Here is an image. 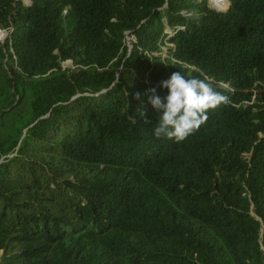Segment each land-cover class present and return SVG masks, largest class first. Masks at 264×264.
Segmentation results:
<instances>
[{
	"label": "trees",
	"instance_id": "16d2710c",
	"mask_svg": "<svg viewBox=\"0 0 264 264\" xmlns=\"http://www.w3.org/2000/svg\"><path fill=\"white\" fill-rule=\"evenodd\" d=\"M227 5L0 0V264H264V0ZM176 71L230 98L182 144Z\"/></svg>",
	"mask_w": 264,
	"mask_h": 264
},
{
	"label": "clouds",
	"instance_id": "9594fccd",
	"mask_svg": "<svg viewBox=\"0 0 264 264\" xmlns=\"http://www.w3.org/2000/svg\"><path fill=\"white\" fill-rule=\"evenodd\" d=\"M160 87L167 89L163 98L155 87L146 93L148 103L160 113L158 122L153 125V134L157 139L172 140L177 144L199 132L209 120V112L230 103V98L207 78L187 77L181 71L173 72L170 78L161 81ZM135 99L144 103L139 92L135 93Z\"/></svg>",
	"mask_w": 264,
	"mask_h": 264
},
{
	"label": "rangeland",
	"instance_id": "374dc122",
	"mask_svg": "<svg viewBox=\"0 0 264 264\" xmlns=\"http://www.w3.org/2000/svg\"><path fill=\"white\" fill-rule=\"evenodd\" d=\"M208 1L211 2L212 4L216 5V4H215L214 2H212L211 0H208ZM225 1H226V0H225ZM228 1H229V0H228ZM227 6H228V5H227ZM1 30H2V32H0V35L3 36V37L0 36V40L3 41V40H5V38H6V36L8 35V33H7L6 30H3V29H1ZM128 41H129V39H128ZM64 66H65V67H72V62H71V61H66V62H64ZM2 132H3L4 135L6 134L5 130H2Z\"/></svg>",
	"mask_w": 264,
	"mask_h": 264
},
{
	"label": "bare ground",
	"instance_id": "6f19581e",
	"mask_svg": "<svg viewBox=\"0 0 264 264\" xmlns=\"http://www.w3.org/2000/svg\"><path fill=\"white\" fill-rule=\"evenodd\" d=\"M216 4L218 8H225L228 4V2H225L224 0H211Z\"/></svg>",
	"mask_w": 264,
	"mask_h": 264
},
{
	"label": "built area",
	"instance_id": "2783aa9c",
	"mask_svg": "<svg viewBox=\"0 0 264 264\" xmlns=\"http://www.w3.org/2000/svg\"><path fill=\"white\" fill-rule=\"evenodd\" d=\"M225 1V0H224ZM225 2H228L229 3V1L228 0H226ZM184 13H186V11H183ZM186 14H188V13H186ZM127 39H129V41L131 40V38L130 37H127ZM128 41V42H129Z\"/></svg>",
	"mask_w": 264,
	"mask_h": 264
},
{
	"label": "water",
	"instance_id": "95a60500",
	"mask_svg": "<svg viewBox=\"0 0 264 264\" xmlns=\"http://www.w3.org/2000/svg\"><path fill=\"white\" fill-rule=\"evenodd\" d=\"M26 2H29V0H25ZM0 32H2V30L0 29ZM4 41V40H3Z\"/></svg>",
	"mask_w": 264,
	"mask_h": 264
}]
</instances>
